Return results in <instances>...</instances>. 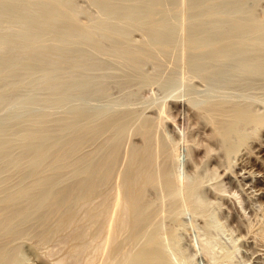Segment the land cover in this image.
<instances>
[{"label":"rangeland","instance_id":"rangeland-1","mask_svg":"<svg viewBox=\"0 0 264 264\" xmlns=\"http://www.w3.org/2000/svg\"><path fill=\"white\" fill-rule=\"evenodd\" d=\"M223 106H231L232 112ZM234 108L243 109L240 115L248 119H240ZM262 116L264 0H0V146L4 147L0 148V206L5 203L0 207L1 219L13 212L7 202L9 193L15 196L18 184L24 187L37 175L51 174L55 168L51 158L79 128L96 125L97 130L104 120L115 117L113 131L117 128L121 137L122 141L116 137L120 150L127 149L120 151L125 154L119 158L125 161L130 145L141 143L136 130L147 119L148 124L153 122L151 127L159 125L153 127L154 134L161 131L158 137H164L166 146L155 163L159 162L156 178L146 185L139 202L138 209L143 210L137 211V217L144 224L139 226L142 222L137 218L140 223L131 244H127L129 237H121L122 243L127 240L126 248L134 245L133 253L118 254L128 261L115 258L120 264H159L160 260L163 264L166 258L171 264H264ZM219 118H225V123ZM235 122V128L229 126ZM110 130L95 131L96 140H85L72 155L88 154L91 148L93 152ZM33 135L40 140L32 142ZM238 135L244 139L239 145ZM34 140L46 152L42 158H33L38 148ZM235 142L240 147L230 151L227 146ZM93 159L96 162L98 154ZM122 160L120 169L121 163L126 164ZM34 166H40L42 174ZM66 167L58 171L59 187L75 178ZM36 192L30 202L22 203L28 216L18 215L8 222L13 225L11 229L7 224L9 234L15 229L14 236L0 232L4 235L0 246L10 256L9 263L5 256L1 264H54L66 253L59 234L52 235L59 243L55 237L54 244H47L46 238L47 245L41 239L36 242L41 224L43 228L54 223L53 217H45L44 201L32 205ZM19 224L27 228L22 231ZM3 240L8 245L1 244ZM56 242L61 244V257ZM153 249H158L159 257L151 255ZM140 250L150 253L139 256L135 252ZM67 259L65 263L76 264L79 258ZM113 259L111 264H116Z\"/></svg>","mask_w":264,"mask_h":264},{"label":"bare ground","instance_id":"bare-ground-1","mask_svg":"<svg viewBox=\"0 0 264 264\" xmlns=\"http://www.w3.org/2000/svg\"><path fill=\"white\" fill-rule=\"evenodd\" d=\"M162 36V35H161ZM259 59V57H258ZM256 59V60H258ZM261 62V61H259ZM216 100V99H215ZM220 101V100H219ZM188 102V100H187ZM217 102V101H216ZM190 103V102H189ZM219 106L218 103H215ZM242 104V103H241ZM224 105V104H223ZM234 105V104H233ZM211 106V105H210ZM236 106V105H235ZM234 106V107H235ZM238 106V104H237ZM241 106V105H240ZM214 107V106H212ZM210 107V108H212ZM231 109L232 107L229 106ZM229 107H225L223 106V108L225 109L224 111H226V108L227 109V112L229 111ZM242 107V106H241ZM208 108V107H207ZM221 107L217 108V109H220ZM222 108V109H223ZM239 108V107H238ZM238 108H234L233 109V113L238 114L239 118L242 119L243 117L240 115V112H242V110L238 109ZM214 111H216V108H212ZM211 109V110H212ZM230 109V111L232 112V110ZM246 109V107H245ZM203 110V109H202ZM201 110V111H202ZM209 111V110H208ZM220 111V110H219ZM219 111H218V114H219ZM229 111V112H230ZM245 111V110H244ZM249 110L247 109V112ZM253 111V110H252ZM221 114H223V110L220 111ZM246 112V111H245ZM258 112V111H257ZM201 113V112H200ZM216 113V112H215ZM231 113V114H233ZM244 113V112H243ZM252 113V112H251ZM126 114V113H124ZM219 114V115H221ZM246 113H244L243 115H245ZM249 114V113H248ZM123 115V114H122ZM135 115V114H134ZM133 115V116H134ZM217 115V113H216ZM227 115V114H226ZM234 115V116H235ZM257 115V114H256ZM256 115L254 114V116L256 117ZM259 115V114H258ZM119 116V115H118ZM117 116V117H118ZM121 116V115H120ZM126 116V115H125ZM131 116V114H130ZM136 116V115H135ZM138 116V115H137ZM223 116V115H222ZM230 116V117H229ZM229 116L227 115V117H229L231 119L232 115L229 114ZM237 116V118H238ZM249 116V115H248ZM247 116V117H248ZM253 116V115H252ZM251 116V118H252ZM140 119V115L138 116ZM221 117V116H220ZM236 117V116H235ZM234 117V119H236ZM250 117V116H249ZM115 118V117H114ZM114 118H105L107 120H104L97 128V130L93 129L94 127H91V129H80L81 131H77L76 133L77 134H73L74 136H70V140L68 141H65L60 147L57 146V148L59 147L60 149H57V153L54 155V158H51L52 161H51V164L53 162V165L52 166H55L54 170L52 171V173H48V175H45L44 173L42 174V170H39L38 168H40V166H38V168L36 167L37 166V163H34V160H33V165L36 164V166H34L35 168L38 169V171L42 174V175H37L36 176V179H34L33 177V181L30 183L29 181V185L27 184H24V187L23 186H20L21 184L23 185V183L21 184H18L19 187H20V190L17 192V194L15 193V196L12 197L11 196V193L10 194V198H8L9 200L7 202H10V204L13 205V207L8 203H6V206L9 205L11 207L9 208H12L11 209H5L6 211H13L12 214L10 215L8 213V217H3L4 219H1L0 218V232L4 233L5 235V232L7 234H9L10 232V228L7 227V224L8 226L10 225L9 223L10 220H15L16 217L21 216V215H27V212L26 211V204H22L24 203V201H28L30 202L29 200L31 199V196H32V192L34 191H38L36 192V194L33 193V195H35V198L33 199L34 201H32V205L34 203H37L36 201H39V203H37V206L38 204H40L41 206V203L40 201H44L42 202L43 204H46L47 205V211L48 213L46 212V210L44 209V212L45 214V217L47 218V216H51V218L53 217V220H54V223L50 226H43V228L41 226L39 227L41 231H39V229H35L37 231H39L40 233V236L39 234L36 236L38 238V240L36 242H40V239L42 240L41 242H43V238H46V241L47 244H49L51 241L57 234L61 235V239H60V236H57L59 237L58 239L61 240L60 243L63 245L61 247V244H58L59 243V240L56 242V244H58V247L60 245L61 249L64 247V249L62 250V252L66 249V255L64 253H62L63 257L62 258H59L61 256H59L61 253H59L61 250L60 247L57 248L58 249V254L57 256H59L57 259L58 261H54L55 263L54 264H62L66 259L64 256H67L68 257V261H70V259L73 260L76 258L77 256V261H76V264H97L96 263V260H103L105 261V263L110 262V259L112 258H115L116 256H118V254L123 250L125 251V253H128L130 252V250H132L131 248L134 246L131 245V248L128 247L126 248L124 246V244H126L125 241L124 243L123 240H121L123 237V239H127L129 237V240L127 241V244H129L131 241L130 238L131 236H133L134 234V231L137 229L136 228V224L140 223V222H136L137 218L141 220V218L137 217V214H138V210L142 207V206H139V202L142 200L143 198V194H144V190H145V187H147L152 181L153 179H155L156 177L153 178V174L155 172H157V170H155L156 166L159 162L156 163V160H157V157H161V155L163 154H159V153H163L160 152V150H162L164 148V146H166L165 144V141L163 142L164 140V137L163 139L161 140L158 135L161 134L162 132L159 131V134L157 133L158 131H156L155 133L157 134H154V131L157 130L155 128V130L153 129V127H157L156 124H154L153 127H151V123L153 122H150L149 124L146 122L147 119L145 120V122L143 121L140 126L138 127V129L136 130V132H138L140 135L139 138H141V143L139 144H133L130 145V148L127 152V158H125V161H123L122 159L124 158L123 155L125 153H123L125 150V148H122L120 150V146H119V141L121 140L120 138L121 137H118L119 135L116 133V130H114V127L115 125L117 124L116 123V120ZM129 118V117H128ZM137 117H135L134 119H136ZM246 118V117H245ZM245 118H243V120L245 121ZM258 118V116H257ZM256 118V120H258ZM261 118V117H260ZM262 118H264V116H262ZM142 119V118H141ZM145 119V118H144ZM221 119V118H219ZM219 119H218V122H219ZM223 119V122L225 123L224 119L225 118H222ZM221 119V120H222ZM240 119H236L234 121L238 122V124L240 123L239 121H241ZM248 119V118H246ZM250 119V118H249ZM255 119V118H254ZM253 119V120H254ZM229 120L226 118V121ZM239 120V121H238ZM264 120V119H262ZM261 120V121H262ZM248 121V120H247ZM250 121V120H249ZM232 122V120H231ZM235 123H232V124H229V126H234ZM256 122V121H255ZM257 122H260L257 121ZM222 123V122H221ZM227 123V122H226ZM242 123V122H241ZM92 124V123H91ZM127 124V123H126ZM125 124V125H126ZM135 124V123H134ZM137 124V123H136ZM135 124V125H136ZM236 124V125H238ZM243 124V123H242ZM246 124V122H245ZM252 124V123H251ZM221 125V124H219ZM225 125V124H224ZM240 125V124H239ZM250 125V124H248ZM254 125V123H253ZM87 126V125H86ZM93 126V124H92ZM134 125L132 124V127ZM138 126V125H137ZM159 126V125H158ZM226 126V125H225ZM225 126L223 127V129L225 128ZM228 126V125H227ZM88 127V126H87ZM236 127V126H235ZM233 127V128H235ZM241 127V126H240ZM90 128V126L88 127ZM112 129L110 130V135H108L109 137L104 141L105 138L102 139V145H100L98 148H96V150H94L93 152L90 153V151L93 149L91 148V150L87 153V151H82V149L79 151V152H83L85 154H80V156L78 155L77 157H74L72 155V153L80 148V146H82V143L86 142L87 139H90L92 138L95 131H99V130H106V132L108 131V129ZM124 128H126L124 126ZM242 128V127H241ZM136 129V128H135ZM226 129V128H225ZM232 129V128H231ZM125 130V129H124ZM239 130V129H238ZM237 130V131H238ZM103 131V133H104ZM126 132V131H125ZM161 132V133H160ZM239 132V131H238ZM242 132V131H241ZM97 133V132H96ZM108 133V132H107ZM100 134V133H99ZM125 134V133H124ZM134 134V132H133ZM224 134V133H222ZM227 133H225L224 135H226ZM232 134V132H231ZM236 134V132H235ZM239 134V133H238ZM37 135V134H36ZM36 135H33L32 137H30L29 139L32 140L33 142V139H37L40 140L39 137H36ZM39 135V134H38ZM42 135V134H41ZM107 135V134H105ZM117 135V136H116ZM126 135V134H125ZM135 135V134H134ZM137 135V133H136ZM242 135H245V134H242ZM40 136V135H39ZM124 136V135H123ZM127 136V135H126ZM162 136V135H161ZM230 136V134H229ZM27 137V136H25ZM43 137V135H42ZM41 137V138H42ZM45 137V136H44ZM96 137V136H95ZM93 137L95 140L96 138ZM103 137V136H102ZM105 137V136H104ZM116 137H118V139L120 140H117ZM239 139L237 141L238 145L240 142L244 143V141H241V140H244L242 138V136L238 135ZM247 137V136H245ZM28 138V137H27ZM47 138V137H46ZM45 138V139H46ZM98 138V137H97ZM222 138V137H221ZM226 138V137H225ZM229 138H232L229 137ZM234 138V137H233ZM35 139V140H36ZM43 139V138H42ZM41 139V142L40 141H35L34 142H37L35 143L37 146V144L40 142L43 144V141ZM48 139H51V137H49ZM53 139V138H52ZM228 139V138H227ZM246 139V138H245ZM30 140V141H31ZM47 140V139H46ZM65 140V139H64ZM86 140V141H85ZM91 140V139H90ZM127 140V138H126ZM124 139V142L122 144H125L126 146V141ZM129 140V139H128ZM247 140V139H246ZM245 140V141H246ZM56 141V139H55ZM54 141V143L58 144V142L60 143L59 140H57L56 142ZM63 141V140H62ZM122 141V140H121ZM120 141V142H121ZM229 141V140H228ZM234 140H232L233 142ZM48 142V141H46ZM92 142V141H90ZM101 142V141H99ZM132 142V141H131ZM130 142V144H131ZM225 142V141H224ZM1 143V142H0ZM53 143V142H52ZM51 143V144H52ZM164 143V144H163ZM230 143V142H229ZM234 143V142H233ZM236 143V142H235ZM236 144H232L231 145H228L227 147L230 148L229 150L231 151V148H232V151H233V148L238 147V145ZM3 144V143H2ZM22 144V143H21ZM93 144V143H92ZM95 144V143H94ZM97 144V143H96ZM120 144V145H122ZM129 143H127L128 145ZM1 145V144H0ZM5 145V144H4ZM53 145V144H52ZM60 145V144H58ZM91 145V143H90ZM241 145V144H240ZM20 146V145H19ZM40 146V144H39ZM42 146V145H41ZM51 146V145H49ZM232 146V147H231ZM3 147V146H0V148ZM7 147V146H6ZM22 147V146H21ZM31 147V146H30ZM38 147V146H37ZM43 147V146H42ZM45 147V146H44ZM54 147V146H53ZM123 147V146H122ZM163 147V148H162ZM240 147V146H239ZM238 147V148H239ZM4 148V147H3ZM25 148V147H24ZM227 148V150H228ZM30 149V148H29ZM125 149V150H124ZM165 149V148H164ZM237 149V148H236ZM43 149H40L39 147L37 148V150L33 153L34 150H30L31 151V154L34 155L33 158H38L41 156H43V152L46 154L45 151H42ZM124 150L123 152H120ZM235 150V149H234ZM25 151V149L23 150ZM259 151V150H258ZM77 152V151H76ZM126 152V151H125ZM123 153V154H122ZM165 153V151H164ZM228 153V152H227ZM96 154H98V159L96 162H93L94 159H93V155L95 156ZM120 154V156H119ZM229 154V153H228ZM160 155V156H158ZM261 155V154H259ZM45 156V155H44ZM126 156V155H125ZM53 157V156H52ZM119 157H123L122 159L119 158ZM45 158V157H43ZM120 160H119V159ZM162 158V157H161ZM50 159V160H51ZM93 159V161H92ZM37 160V159H36ZM41 160V159H40ZM123 161L124 163H126L125 165L123 163L122 164V168L120 169L121 165L119 164L118 161ZM159 160V158H158ZM19 161V159H18ZM17 161V162H18ZM39 161V160H38ZM36 161V162H38ZM42 161V160H41ZM16 162V161H15ZM16 162V164H17ZM46 162H49V161H46ZM63 162H67L66 163V166L67 164L70 166L69 168L65 166V164H62ZM118 165H117V164ZM19 164V163H18ZM50 164V163H48ZM47 164V165H48ZM38 165H40V163H38ZM63 165V166H62ZM21 166V165H20ZM42 166V165H41ZM117 166L119 168H117V173H116V167ZM33 167V168H34ZM62 167H66L70 171H72L71 173L69 174H72L75 176V178L73 179L70 175H67L69 178L71 177L73 179V181H67L68 183H64L63 185L65 186H62V187H59L57 184L60 183V172H58L59 170H61ZM22 168V167H20ZM18 168V169H20ZM23 169V168H22ZM46 169V168H44ZM72 169V170H71ZM158 169V168H157ZM32 170V169H31ZM65 170V173L68 171ZM37 171V172H38ZM155 171V172H154ZM31 172V171H29ZM44 172V171H43ZM46 172V171H45ZM24 173V172H23ZM32 173V172H31ZM64 174V172H62ZM160 173V171H159ZM164 173V172H163ZM162 173V174H163ZM20 174V173H19ZM26 174V173H25ZM34 174V173H33ZM37 174V173H36ZM47 174V173H46ZM114 174H116V177L114 178ZM156 174V173H155ZM169 174V173H167ZM32 175V174H31ZM158 175V174H157ZM34 176V175H33ZM73 176V177H74ZM162 176V175H161ZM65 176H63L64 178ZM67 177V178H68ZM172 177V176H170ZM170 177H169V181H173L171 179L170 180ZM158 178V177H157ZM164 178H168V176L164 177ZM65 180V179H64ZM168 181V182H169ZM176 181V180H175ZM27 182V183H28ZM149 183V184H148ZM67 184V185H66ZM148 184V185H147ZM153 184V183H152ZM169 184V183H168ZM167 184V185H168ZM17 185V186H18ZM27 185V186H25ZM48 187L46 188L47 190L45 191L44 190V187L45 186ZM147 185V186H146ZM166 185V186H167ZM171 185V184H170ZM179 185V184H177ZM16 186V188H17ZM58 186V187H57ZM163 186V185H162ZM169 186V185H168ZM171 187V186H170ZM56 188V189H55ZM169 189V187H167ZM42 191H45V192H41ZM172 189V188H171ZM177 189V187H176ZM40 190V192H39ZM175 190V189H174ZM16 191V189L14 190V192ZM180 191V190H179ZM13 192V191H12ZM41 193V194H40ZM187 193V192H186ZM14 194V193H12ZM187 195V194H186ZM9 196V195H8ZM12 197V198H11ZM6 198V197H5ZM181 199V198H180ZM36 200V201H35ZM6 201V200H5ZM179 201V200H178ZM180 202V201H179ZM142 203V202H141ZM5 205V203H4ZM4 205H1L2 207ZM142 205V204H141ZM0 206V207H1ZM43 206V205H42ZM5 207V206H4ZM3 207V208H4ZM8 207V206H7ZM6 207V208H7ZM27 207H30V205H27ZM138 207H140L138 209ZM2 208V209H3ZM14 208V210H13ZM34 208V207H33ZM42 208V207H41ZM1 209V208H0ZM1 209V210H2ZM31 209V208H29ZM36 209V208H35ZM39 209V208H37ZM0 210V211H1ZM43 210V209H42ZM141 210V209H140ZM143 210V209H142ZM141 210V212H142ZM4 211V210H2ZM6 211L4 212V214H7ZM31 212V211H30ZM11 213V212H10ZM43 214V213H41ZM25 215V216H26ZM28 216V215H27ZM39 216V215H38ZM43 217V215H41ZM139 216V215H138ZM1 217V216H0ZM15 217V218H14ZM40 217V219L42 220L43 222V219H45V217ZM143 217V216H142ZM152 217V216H151ZM19 219V218H18ZM24 219V218H23ZM30 220L32 219L29 218ZM145 219V217H144ZM175 219V218H174ZM49 220V219H48ZM153 220V219H152ZM4 221V222H3ZM17 221V219H16ZM29 221V220H27ZM40 221V220H39ZM144 221V220H141V222ZM175 221V220H174ZM9 222V223H8ZM13 222V221H12ZM21 222V221H20ZM19 222V223H20ZM18 223V222H17ZM23 223V222H22ZM21 223V224H22ZM47 225L48 221H46ZM52 223V222H51ZM149 223V222H148ZM176 223V222H175ZM15 224V222H14ZM142 224H144L143 222L138 224L139 226ZM147 224V223H146ZM145 224V225H146ZM18 225V224H17ZM44 225V224H43ZM144 225V226H145ZM11 226V225H10ZM13 226V225H12ZM12 226H11V229H12ZM20 224H19V228H20ZM147 226V225H146ZM171 226V225H170ZM26 227V226H23V228ZM23 228L21 226L20 229H22L23 231ZM27 228V227H26ZM24 228V229H26ZM38 228V227H37ZM42 228V229H41ZM169 228V227H168ZM14 229V227H13ZM18 230V229H17ZM141 230V229H140ZM14 231V234H15V229L13 230ZM13 231L11 230V233L9 234V236L11 234H13ZM19 231V230H18ZM17 231V233H18ZM136 231H135V234H136ZM20 233V231H19ZM36 233V231H35ZM168 233V231H167ZM6 234V235H7ZM13 234V236H14ZM154 234V233H153ZM1 235V234H0ZM3 236H0V237H4ZM52 235H55L54 237ZM9 236L7 238H9ZM52 236V237H51ZM138 236V235H137ZM6 237V236H5ZM11 237V236H10ZM41 237V238H40ZM51 237V239H50ZM155 238V235L153 236ZM152 237V238H153ZM49 238V239H48ZM1 239V238H0ZM4 239V238H3ZM163 239V238H162ZM165 239V238H164ZM172 239V238H171ZM6 240V239H5ZM54 240V239H53ZM52 240V241H53ZM55 240V241H56ZM142 240V239H141ZM8 241V240H7ZM51 241V242H52ZM122 241V242H121ZM150 241V240H149ZM4 242V240H3ZM1 243V244H7L8 243L5 241L4 243ZM9 242V241H8ZM46 242H43L46 244ZM129 242V243H128ZM154 242V241H153ZM169 242V240H168ZM41 243V245L43 244ZM55 242H52V244H54ZM126 248L124 249L122 247V245ZM136 243V242H135ZM5 244V245H6ZM37 244V243H36ZM44 244V245H45ZM46 244V245H47ZM55 244V246H56ZM131 244V243H130ZM169 244V243H168ZM173 244V243H172ZM40 245V243H39ZM40 245V246H41ZM50 245V244H49ZM162 245V244H161ZM160 245V246H161ZM141 246V245H140ZM139 246V247H140ZM154 246V245H153ZM172 246H175V245H172ZM4 247V245H3ZM7 247V246H6ZM5 247V248H6ZM43 247V246H42ZM137 247V246H135ZM144 247V245H143ZM142 247V248H143ZM152 247V246H151ZM8 248V247H7ZM52 248V247H51ZM56 248V247H55ZM130 248V249H129ZM145 248V247H144ZM175 248V247H174ZM49 249V248H48ZM47 249V250H48ZM56 249V250H57ZM129 251H128V250ZM54 250V249H53ZM127 250V251H126ZM158 251V249H156ZM10 251V249H9ZM52 251V250H51ZM122 251V252H123ZM154 251V249H153ZM157 251H154V253H152V250H151V255L155 254L156 257H159L160 254L158 252L157 254ZM8 252V251H7ZM49 252V251H46V253ZM65 252V251H64ZM133 253V250L131 251ZM130 252V253H131ZM147 253L148 251L146 250H140L139 253L135 252L137 255L139 254L140 256V253L141 254H144V253ZM170 252V251H169ZM51 253V252H49ZM101 253H104L105 256H103ZM150 253V251L148 252ZM161 253V252H160ZM99 254V256H98ZM127 254V255H128ZM135 254V255H136ZM163 254V253H162ZM161 254V255H162ZM80 255V257L78 256ZM101 255V256H100ZM146 255V254H144ZM158 255V256H157ZM5 256H7L6 254V249L2 248V245L0 246V262L4 259H6L8 257V259H6V263H9L10 261V256L8 254V256L5 258ZM98 256V258H97ZM102 256L106 259H102ZM123 256V257H122ZM124 254H121L120 256V259L124 258ZM70 257V258H69ZM99 257H101V259H99ZM138 257V256H137ZM151 257V256H150ZM154 257V256H152ZM162 257V256H161ZM57 258V257H56ZM74 258V259H73ZM97 258V259H96ZM139 258V257H138ZM155 258V257H154ZM117 260V262L114 260H112L114 263H119L120 264V260H118L117 258H115ZM164 259V257L162 258ZM176 259V258H175ZM56 260V259H55ZM124 260H127V257L124 259ZM123 260V261H124ZM160 260V259H159ZM8 261V262H7ZM122 261V262H123ZM156 261H157V258H156ZM171 260H168L167 258L165 260H163V264H171L170 262ZM4 262V261H3ZM58 262V263H57ZM67 262V261H66ZM71 262V261H70ZM5 262L3 264H6ZM65 263V262H64ZM104 262L101 261V263L99 264H103ZM107 263V264H108ZM161 263V260L159 261V264ZM174 263H178V262H174ZM1 264V263H0ZM65 264H68V263H65ZM132 264V263H131ZM145 264V263H144ZM157 264V263H156ZM180 264V263H179Z\"/></svg>","mask_w":264,"mask_h":264}]
</instances>
